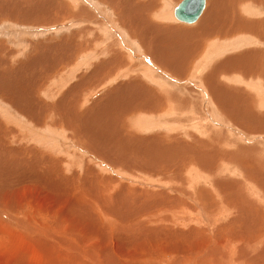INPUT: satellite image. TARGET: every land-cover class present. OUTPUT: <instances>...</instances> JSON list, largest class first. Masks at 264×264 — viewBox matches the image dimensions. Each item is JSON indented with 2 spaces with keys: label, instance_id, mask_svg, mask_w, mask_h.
Here are the masks:
<instances>
[{
  "label": "rangeland",
  "instance_id": "obj_1",
  "mask_svg": "<svg viewBox=\"0 0 264 264\" xmlns=\"http://www.w3.org/2000/svg\"><path fill=\"white\" fill-rule=\"evenodd\" d=\"M182 1L146 0L142 5L138 0H0V106L34 134L51 133L54 143L39 144L24 127L15 130L20 140L6 136V130L0 131V217L6 223L12 225L23 213L46 219V214L34 212L42 209L36 206L41 198H50L49 208L55 206L60 215H69L71 222L89 223L87 227L96 233L107 226L120 225L131 227L132 232L137 226L133 235L113 231L123 236L120 244L129 251H135L129 249L138 242H132L135 235L143 234L141 240L155 238L154 249L134 260L145 257L153 262L156 256L161 259L167 253H178L180 247L210 239V254H193L191 264H201L223 250L215 243L217 236L219 241L226 239L236 244L229 249L230 259L238 256L244 264H264V81L253 83L250 76H230L234 66L229 61L231 56L246 51L257 54L264 45L259 46L255 38L250 44L249 39L239 35L221 41L217 36L210 37L205 50H195L194 46L197 56L185 58L184 67L176 38H168L165 31L157 28L159 24L191 29L199 23L206 10L195 24L167 20L165 14ZM261 1L255 0L256 13L264 11V0ZM208 2L219 7L214 0ZM221 2L226 6V20L235 21L231 15L238 6L236 1ZM147 3L155 4L157 9L145 10ZM159 11L165 13L161 20L155 14ZM263 11L255 18L264 26ZM241 13L242 22L248 20ZM221 24L215 26L217 33L224 29V22ZM141 29L144 35L135 37L133 32L139 34ZM258 31L263 39L264 27H258ZM158 35L164 37L160 39ZM232 39L234 47L229 46ZM217 42L228 44H220L216 47L219 53L212 54ZM145 57H150V64L145 63ZM205 59L197 77L193 69L198 60ZM215 70H219L216 84L211 87L204 74ZM242 81L245 84H239ZM228 91L235 100H229ZM230 105L235 109L231 110ZM0 122L8 123L1 115ZM72 124L75 130L70 129ZM39 152L49 155L53 162H39L40 158L34 156ZM33 188L37 190L33 192ZM25 189L22 199L18 193ZM109 198H114L112 204ZM197 203L205 207L202 211L207 216L199 214ZM133 208H138L136 214ZM182 210L189 214L188 218L172 217ZM81 217L85 222L79 221ZM104 217L112 222H106ZM37 219L34 221L38 225ZM13 225L14 230L20 227ZM158 237L167 242L165 250L157 242ZM17 248L21 252L25 249L20 244ZM182 263L189 264L187 260ZM172 264H180L179 259Z\"/></svg>",
  "mask_w": 264,
  "mask_h": 264
},
{
  "label": "bare ground",
  "instance_id": "obj_2",
  "mask_svg": "<svg viewBox=\"0 0 264 264\" xmlns=\"http://www.w3.org/2000/svg\"><path fill=\"white\" fill-rule=\"evenodd\" d=\"M146 1V0H145ZM145 1H142V0H138V2L142 5L143 2L145 3ZM151 1V0H150ZM167 1V0H166ZM219 7H217L216 5H213V6H210L211 4H209V2L207 3V0H205V8L203 10V12L205 11V13L203 14V16L201 17V19L199 20V23L196 24L193 28H182L180 29V26L179 27H176V26H162L161 25H157V28L162 30V31H165V33H167L169 36L168 38L173 36L174 38H176V41H177V46H178V50H179V57L182 59V62L184 63V67H185V58H194L195 56H197L196 54H194L193 52V48L195 46V50L196 49H200V50H205L206 49V43L208 41V39H210V37H216L218 39H220V41L222 39H226V38H229V37H232V36H236V35H239L237 36L238 38H246V39H249V43L252 44L254 38L256 39V42L259 43V46L261 45H264V37L263 39L260 38L261 34L259 33L258 31V27H264L263 26V23L262 25L260 24H257L256 20L258 18H255L256 16L255 15H261V13H256L257 11L255 10L256 9V6H254V3H255V0H235L236 3L238 4V6H236V9L235 11L232 13V17L234 18L235 21H232V22H228L226 20V18L228 17L227 15V12H226V6L223 5V3L221 2V0H214ZM261 1V0H259ZM221 2V3H220ZM248 2L249 4L248 5H245L244 9L241 8V6H243L244 3ZM262 2V1H261ZM64 3V2H63ZM167 3V2H166ZM220 3V4H219ZM148 4V3H147ZM171 6V5H170ZM208 6V8H207ZM264 6V5H263ZM114 7V6H113ZM148 7L151 9V10H156L155 9V4L154 5H149L148 6H144V9L145 10H149ZM168 7V5H167ZM255 7V8H254ZM259 9V8H258ZM89 13L90 12V9L88 10ZM243 12V15L248 19L246 20L245 19V22H242V13ZM155 13V12H154ZM167 13V12H166ZM264 13V11H263ZM155 14H158L159 16V19L162 18V17H165L163 14H165L164 12L161 13L159 11V13H155ZM201 14V15H202ZM91 15V14H90ZM146 16V14H143ZM166 15V18H168L167 20H170V18H173L174 22H177L178 20L176 19V17L174 18V9L173 11L170 13H167L165 14ZM259 15V16H260ZM94 16V15H93ZM157 16V17H158ZM230 16V18H231ZM263 16V15H262ZM261 16V17H262ZM199 17V18H200ZM250 17H253L254 19H249ZM165 18V19H166ZM198 18V19H199ZM161 20V19H160ZM164 20V19H163ZM89 21H92V20H89ZM110 22V21H109ZM222 22H224V29H222V32H218V29L216 30L215 26H217V24L219 25V23L221 24ZM262 22V20H261ZM98 23V22H97ZM146 23V22H145ZM181 23V22H180ZM184 23V22H183ZM96 24V23H95ZM148 24V23H147ZM193 24V23H192ZM195 24V23H194ZM105 25V24H104ZM118 25V24H117ZM222 25V24H221ZM134 27L136 29H138L137 26L134 25ZM134 27H130L132 30L134 29ZM219 27V26H218ZM222 27V26H220ZM153 29V28H151ZM180 29V30H179ZM142 30V29H141ZM155 30V29H153ZM220 30V29H219ZM122 31V30H121ZM143 32L137 34L135 32L134 33V36L137 37V38H140L144 35V30H142ZM240 31V34H237L238 32ZM242 32V33H241ZM147 33V31H146ZM159 33V32H157ZM164 33V35H165ZM87 34V33H86ZM83 35V34H82ZM162 35V34H161ZM163 35V37H164ZM85 36V35H84ZM119 36V35H118ZM129 36V35H127ZM132 36V34H131ZM157 37V35H155ZM159 37V35H158ZM163 37H159L160 39L163 38ZM88 38V37H87ZM110 38V37H109ZM113 38V37H112ZM124 38V37H123ZM167 39V38H165ZM113 40V39H112ZM125 40V39H124ZM105 41V40H104ZM120 41V40H119ZM131 41V40H130ZM212 41V40H210ZM232 41V44H229V46L233 45L234 47V39L232 40H229L228 42L230 43ZM117 41L115 40V43ZM172 42V41H171ZM179 42V43H178ZM240 42V41H239ZM245 42V41H244ZM243 42V43H244ZM114 43V42H113ZM170 44V42H168ZM224 43V42H223ZM223 43H219L217 42V44H214L212 47V54L215 53L216 51V47L223 45ZM248 43V44H249ZM255 43V42H254ZM257 43V44H258ZM108 44V43H107ZM228 43H224V46H226ZM238 44V43H237ZM236 44V45H237ZM247 44V45H248ZM102 45V44H101ZM104 45V43H103ZM127 45V44H126ZM166 45V44H165ZM107 46V45H105ZM186 46H189L188 48ZM208 46V45H207ZM73 47V46H72ZM109 47V46H108ZM113 47V46H112ZM190 47L192 49V51L190 50ZM211 47V46H210ZM228 47V46H227ZM243 47V46H242ZM105 48V47H104ZM111 48V47H110ZM230 48V47H229ZM108 49V48H107ZM159 49V47H158ZM218 49V48H217ZM117 51H119L118 49H116ZM148 50V49H147ZM182 50V53H180ZM220 50V49H219ZM219 50H217L216 52H218ZM228 50V49H227ZM226 50V51H227ZM160 51V50H159ZM167 51V50H166ZM221 52V51H220ZM120 53V52H119ZM151 53V52H150ZM159 53V52H158ZM161 53V52H160ZM178 53V52H177ZM219 53V52H218ZM182 54V55H181ZM231 54V53H230ZM262 54L264 55V50L261 49L260 52H258L257 54H254V51H246L244 53H241V54H238V55H233L229 58V61H230V64L233 65L234 67L232 69L235 70V72L233 73H230V76L232 75H236V78L238 77H242L244 78L245 76H251L254 80L253 83H255V80H259L261 79L260 81H264V73L260 74V69L261 67L264 68V56H262ZM153 56V54H151ZM164 55V54H163ZM177 55V54H175ZM174 55V56H175ZM181 55V56H180ZM191 55V57H190ZM203 55V54H202ZM207 55V56H206ZM205 58L207 59L208 61V53L206 54ZM249 55V56H248ZM194 56V57H193ZM112 57V56H110ZM165 57V56H164ZM167 55H166V59H167ZM238 57V58H237ZM154 58V57H153ZM162 58V57H160ZM179 58L180 62H181V59ZM202 58V57H201ZM200 58V59H201ZM204 58V57H203ZM215 58V56H214ZM113 59V58H112ZM164 59V58H163ZM165 59V61H166ZM170 59V58H169ZM206 59L204 61H199L197 62V65L194 67L193 69V74H195L197 77H198V74L199 72L201 71L202 67H204V63L206 61ZM210 59V58H209ZM117 60V58H116ZM203 60V59H202ZM66 61V60H65ZM115 61V60H114ZM168 61V60H167ZM166 61V62H167ZM177 61V60H176ZM174 62V61H173ZM188 62V61H187ZM190 62V61H189ZM179 63V62H178ZM209 63V62H208ZM170 64V63H169ZM82 65V64H81ZM168 65V64H167ZM173 65V64H172ZM175 65V64H174ZM182 65V64H181ZM190 65V64H189ZM229 66V64H228ZM148 67V66H146ZM183 67V66H182ZM190 67V66H189ZM74 68V67H73ZM168 68V66H167ZM180 68V66H179ZM76 69V68H75ZM99 69V68H98ZM171 69V67H170ZM227 69V67H226ZM166 70V69H165ZM229 70V69H228ZM103 71V70H102ZM129 70H127L128 72ZM132 71V70H131ZM130 71V72H131ZM134 71V70H133ZM137 71V70H136ZM175 71V70H174ZM203 71V70H202ZM201 71V72H202ZM219 71V70H218ZM218 71L215 70V71H212L211 73H208L207 71L202 74H204V78L208 84L212 87L214 84H216V79H215V76L218 74ZM230 71V70H229ZM229 71L227 73H229ZM101 72V71H100ZM126 72V73H127ZM135 72V71H134ZM147 72V71H146ZM200 72V73H201ZM132 73V72H131ZM148 73V72H147ZM188 73V72H187ZM258 73V74H257ZM96 74V73H95ZM94 74V75H95ZM189 74V73H188ZM97 75V74H96ZM100 75V74H99ZM126 75V74H124ZM98 76V75H97ZM118 76V73L116 75V77ZM138 76V75H137ZM224 76V75H223ZM88 77V76H87ZM95 77V76H94ZM110 77V76H109ZM127 77V76H126ZM130 77V76H129ZM201 77V75H200ZM233 77V76H232ZM235 77V76H234ZM98 78V77H97ZM235 78V79H236ZM251 78V79H252ZM257 78V79H256ZM193 79V78H192ZM198 79H201V78H198ZM222 79V78H221ZM240 79V78H239ZM106 80V79H105ZM215 80V81H214ZM98 81V80H97ZM199 81V80H198ZM214 81V82H213ZM10 83V82H9ZM87 83V82H86ZM133 83V82H132ZM223 83V82H222ZM5 84V83H4ZM15 84V83H14ZM94 84V83H93ZM188 84V83H187ZM207 84V83H206ZM7 85V84H6ZM203 85V84H202ZM256 85V84H255ZM253 85V86H255ZM94 86V85H93ZM257 88V87H256ZM255 88V89H256ZM187 89V88H186ZM189 90V89H188ZM187 90V91H188ZM196 90V89H195ZM257 90V89H256ZM1 91V90H0ZM194 90H191L192 93ZM259 91V89L257 90V92ZM25 92V91H24ZM190 92V91H189ZM239 92V91H237ZM198 93V91H197ZM228 93L230 94V99L229 100H235V96L231 95V93L228 91ZM2 94V93H1ZM4 95V94H3ZM109 95V94H108ZM199 95V94H198ZM204 95V94H203ZM19 96V95H18ZM162 96V95H161ZM258 96L259 95V92H258ZM163 97V96H162ZM13 98V97H12ZM19 98V97H18ZM164 98V97H163ZM240 98V97H239ZM254 98V97H253ZM256 98V97H255ZM16 99V98H15ZM189 99V98H188ZM209 99V98H208ZM252 99V98H251ZM7 100V99H6ZM50 100V99H49ZM100 100V99H99ZM137 100V98H136ZM183 100V99H182ZM8 101V100H7ZM72 101V100H71ZM98 101V100H97ZM240 102L241 99L239 100ZM255 101V100H254ZM5 102V101H4ZM10 102H12L10 100ZM9 102V103H10ZM230 102V101H229ZM15 103V101H14ZM187 103V102H186ZM200 103V102H199ZM232 103V102H231ZM230 103V104H231ZM235 103V102H234ZM238 103V102H237ZM249 103V101L247 102ZM102 104V103H101ZM115 104V103H114ZM134 104V103H133ZM159 104V103H157ZM243 104V103H242ZM252 104V102H251ZM145 105V104H144ZM155 105V104H154ZM241 105V104H240ZM99 106V105H98ZM132 106V105H131ZM239 106V105H238ZM264 106V105H263ZM21 107V106H20ZM24 107V106H23ZM96 107V106H95ZM94 107V108H95ZM227 108V105L225 106ZM229 107V106H228ZM230 109L231 110H234L235 107L233 108L231 105H230ZM240 107V106H239ZM48 108V107H47ZM157 108V107H156ZM233 108V109H232ZM237 108V107H236ZM19 109V108H18ZM22 109V108H21ZM25 109V108H24ZM46 109V108H45ZM50 109V108H49ZM84 109V108H83ZM127 109H130V108H127ZM228 109V108H227ZM47 110V109H46ZM52 110V109H51ZM8 110H5L4 108H2L0 106V115L3 116V119L6 120V122H8L6 125H4L2 122H0V131L3 129L6 130L7 132V135L8 136L10 134L14 136V140H18L19 136L18 137V132H16V128H21V127H24L25 130H28L31 134V137H34V139L41 145H46V146H53L54 143H52V139L50 138L51 136V133H36L34 134L33 132H31V130H29L30 128L29 127H25L24 126V123H22V121H19L17 120V117L15 116H12V115H9V113L7 112ZM23 111V110H22ZM48 111V110H47ZM46 111V112H47ZM229 111V110H228ZM227 110L225 112H228ZM25 113V112H24ZM149 113V112H148ZM51 114V113H50ZM75 115V114H74ZM7 116V117H6ZM69 116V115H68ZM53 117V115H52ZM63 117V115H62ZM67 117V116H66ZM71 118V117H70ZM227 118V117H226ZM39 119V118H38ZM51 119V118H50ZM80 119V118H79ZM78 119V120H79ZM41 120V119H39ZM69 120V119H68ZM82 120V119H81ZM61 121V120H60ZM70 121V120H69ZM122 121V120H121ZM125 121V120H124ZM36 122V121H35ZM39 122L41 121H38V124ZM55 122V121H54ZM73 122V121H72ZM84 122V121H83ZM210 122V121H209ZM53 123V122H51ZM68 123V122H67ZM78 123V122H77ZM82 123V122H80ZM36 124V123H35ZM37 124V125H38ZM76 124V122H75ZM83 124V123H82ZM128 124V123H127ZM23 125V126H21ZM81 125V124H79ZM133 125V124H132ZM39 126V125H38ZM37 126V127H38ZM55 126V125H54ZM72 126V128H71ZM70 126V129H74V125L72 124ZM76 126V125H75ZM8 127V129H6ZM124 129V128H123ZM24 130V131H25ZM75 130V129H74ZM23 131V132H24ZM90 131V130H89ZM87 131V132H89ZM22 132V130H21ZM36 132V130H35ZM83 133V128H82V131ZM25 133V132H24ZM92 132H90V135H91ZM34 135V136H33ZM82 136V135H81ZM23 137V136H22ZM80 137V136H79ZM2 138V137H1ZM158 138V137H157ZM22 139V138H21ZM20 140V139H19ZM158 140V139H157ZM2 141V139H1ZM33 141V140H32ZM159 141V140H158ZM17 143V141H16ZM5 145V144H4ZM53 149V148H52ZM242 149V148H241ZM49 150V149H48ZM54 151V150H53ZM95 152V151H93ZM40 153V152H39ZM36 154L34 153V156L35 158L39 157L41 161L39 162H46V165H50V162H53L51 161V158L49 155L47 154ZM96 153V152H95ZM101 154V153H100ZM236 154V153H235ZM6 158V157H4ZM34 158V157H33ZM38 158V159H39ZM113 159V158H112ZM3 160V159H2ZM37 160V159H36ZM111 161V160H110ZM1 163H3V161H1ZM128 163V162H127ZM41 165V164H40ZM116 165V163H115ZM123 165V164H122ZM132 165V164H131ZM125 166V165H124ZM130 166V165H128ZM134 166V165H133ZM127 167V166H126ZM133 168V167H132ZM30 170V169H29ZM131 170V169H130ZM217 170V169H216ZM46 172V171H45ZM49 172V171H48ZM46 174V173H45ZM44 175V174H42ZM52 175V174H51ZM33 176V175H32ZM6 177V176H5ZM109 181V180H108ZM151 182V181H150ZM166 182V181H165ZM25 183V182H24ZM118 185V184H117ZM245 185V184H244ZM52 188V187H51ZM54 189V188H53ZM109 189V188H108ZM33 192L37 189L33 188L31 189ZM85 191H87L85 188L83 189ZM26 191L23 190L22 193H18L19 197H21L23 199V193ZM20 192V191H19ZM29 193V192H28ZM39 193V192H38ZM38 195V194H37ZM110 195V194H109ZM27 196V194L25 195ZM40 196V194H39ZM92 196V195H91ZM113 196V195H112ZM111 196V197H112ZM45 197V196H44ZM79 197V196H78ZM49 198V197H47ZM232 198V197H231ZM21 199V200H22ZM42 199V198H41ZM39 200L40 203H38L36 206L37 208H42V209H37L35 210L34 214H37L40 215H45L46 214V219L44 218H41V219H37V215H34L33 217L35 219H37L39 221V224H35V221H34V218H32L31 215L29 214H25L23 213L22 217H18L14 221H12V219H10L12 221V225L9 224V223H6V219L4 220L3 218L0 217V264H172L175 260L179 259V262L180 264H183L182 262L187 260L189 262V264H191L192 260H193V254L196 252V251H199L200 253H204L205 252V255L208 251L212 250L210 249V239L209 240H205L204 242L202 243H199L197 245H194L192 247H188V246H184V247H180L177 249L178 253L176 254H173V253H167L165 255H163L161 257V259L156 256V258L154 259H157L156 261H153V262H148V259L145 258V257H139L137 260H134L138 255L140 254H143V253H148L150 251H152L154 249V246L152 244V240L154 239H150V240H141L140 238L143 237L144 235L143 234H137L135 235V238L132 239V242H137L135 246L133 247H129L130 250H135V251H129L127 250L124 246H122L120 244V238H123L122 237H118L120 236L119 234H116V233H113V231L115 232H120V230L126 234L125 231H128V234L129 233H132L134 230H135V227L137 226H134V229L132 230V232H129V227L128 229L124 226L122 227L121 225L119 226V228H115V226H111V227H108V229H99V233H96L95 230H92L90 227H87L89 226L90 224L89 223H86L85 220H83V218L81 217L79 219V221H84L85 223H81V222H78V221H75V220H72V222L69 220L70 219V216L69 215H60L59 214V209H54L55 206H53V208H49V204L48 203H52V200L49 199H42V200ZM110 199V204L113 203L114 201V198H109ZM38 200V199H37ZM219 200V199H218ZM83 201V200H82ZM95 201V200H94ZM127 201V200H126ZM155 201V200H154ZM50 203V204H51ZM133 203V202H132ZM131 203V204H132ZM187 203V202H186ZM56 204V203H55ZM94 204V203H93ZM137 204V203H136ZM154 204V203H153ZM88 205V204H87ZM90 205V203H89ZM105 205V204H103ZM198 205V203H197ZM42 206V207H41ZM45 206L47 208H45ZM76 206V205H75ZM92 206V204H91ZM102 206V205H101ZM200 206H203V205H200ZM199 205L196 206L199 207V210L200 211V215L201 216H205L206 215V211H202L203 208L205 207H200ZM206 206V205H205ZM51 207V206H50ZM86 207V206H85ZM100 207V206H99ZM22 208V206H20V209ZM45 208V209H44ZM80 208V207H79ZM141 208V207H140ZM154 208L157 210V205H154ZM168 208V207H167ZM170 208V207H169ZM209 208V207H208ZM90 209V208H89ZM88 209V211H89ZM95 209V208H93ZM98 209V208H97ZM116 209V207H115ZM132 209V208H130ZM129 209V210H130ZM134 209V214H136V210L138 209ZM172 209V208H171ZM178 208H176L177 210ZM192 209V208H191ZM190 209V211H191ZM18 210V208H17ZM103 210V209H101ZM120 210V209H119ZM118 210V211H119ZM142 210V209H141ZM139 210V211H141ZM146 210V209H145ZM150 210V209H149ZM154 209H152L153 211ZM166 210V209H165ZM209 210V209H207ZM94 211V210H92ZM91 211V212H92ZM100 211V210H98ZM108 211V210H107ZM106 211V212H107ZM118 211H116V213H118ZM125 211V210H124ZM123 211V212H124ZM128 211V210H126ZM183 211L185 210H182L181 212L179 211V213H174L175 215H173L172 217H178V219L182 216V215H186L184 216V218H186L189 214H186L184 213ZM95 212V211H94ZM131 214L133 213L132 210L129 211ZM147 213V210L145 211ZM155 212V210H154ZM173 212V211H172ZM174 212H176L174 210ZM214 212V211H213ZM15 212H13L14 214ZM52 213V214H50ZM103 213V212H102ZM122 213V212H120ZM141 213V212H140ZM161 213V212H160ZM170 213L169 211H164V214H168ZM21 214V213H20ZM79 214V213H78ZM77 214V216H78ZM95 214V213H94ZM105 214V213H104ZM172 214V213H171ZM192 214V212L190 213ZM210 215H208V222L211 224V219H212V215L211 213H209ZM19 215V214H18ZM80 215V214H79ZM127 217L129 216L128 214H126ZM140 215V214H139ZM157 215V214H156ZM170 214H168L167 216H169ZM76 216V215H75ZM82 216V215H81ZM96 216V215H95ZM108 216V215H107ZM117 216V215H116ZM120 216V215H119ZM122 216V215H121ZM124 216V215H123ZM136 216V215H135ZM159 216V215H158ZM207 216V215H206ZM11 217V216H10ZM44 217V216H43ZM60 218L59 220H57V218ZM111 217V216H110ZM139 217V216H138ZM162 217V216H161ZM166 217V216H165ZM164 217V218H165ZM12 218V217H11ZM88 218V217H87ZM86 218V220H87ZM97 218V217H96ZM129 218V217H128ZM147 218V216H146ZM170 218V217H169ZM188 218V217H187ZM199 218V217H197ZM206 218V217H205ZM206 218V219H207ZM214 218V217H213ZM222 218V217H221ZM224 218V217H223ZM115 219V218H114ZM127 219V218H126ZM135 219V218H133ZM144 219V218H143ZM159 219V218H158ZM176 219V218H175ZM196 219V218H195ZM215 219V218H214ZM99 220V219H98ZM104 220L106 222H108L110 220V222H112L111 219L109 218H106L104 217ZM116 220V219H115ZM115 220H114V223H115ZM119 220H122L119 219ZM130 220H132V217L130 216ZM137 220V219H135ZM134 220V221H135ZM183 220V218L181 219ZM199 220V219H197ZM88 221V220H87ZM93 221V220H92ZM133 221V220H132ZM139 221V220H138ZM141 221V220H140ZM149 221V220H147ZM166 221V220H165ZM164 221V222H165ZM176 221V220H175ZM180 221V220H179ZM37 222V221H36ZM89 222V221H88ZM96 222V221H95ZM101 222V221H100ZM124 222V221H123ZM130 222V221H129ZM158 222V221H157ZM196 222V221H195ZM199 222H202V220ZM207 222V221H206ZM13 223L15 225H20V229H16L14 230L13 228ZM28 223V224H26ZM92 223V222H91ZM120 223V222H119ZM118 223V224H119ZM126 223V222H125ZM128 223V222H127ZM135 223V222H134ZM141 223V222H140ZM143 223V222H142ZM146 223V222H145ZM148 223V222H147ZM161 223V221H160ZM158 222V225L160 224ZM175 223V222H173ZM123 224V223H122ZM166 224V222H165ZM168 224V223H167ZM170 224V223H169ZM111 225V223H110ZM173 225V224H172ZM172 225H170L172 227ZM117 226V225H116ZM127 226V224H126ZM16 227V226H15ZM23 227V228H22ZM141 227V226H140ZM176 227L177 229H180L179 227L180 226H174ZM84 230H83V229ZM138 228V227H137ZM136 228V229H137ZM169 228V227H168ZM22 229V230H21ZM139 229V228H138ZM137 229V230H138ZM144 229V228H143ZM208 229V228H207ZM214 228H210V231H212ZM149 230V229H148ZM147 230V231H148ZM161 230V228H160ZM165 230V229H162V231ZM183 230V229H182ZM18 231V232H16ZM131 231V229H130ZM136 231V230H135ZM140 231V230H139ZM152 231V230H151ZM209 231V230H208ZM216 231V230H215ZM136 233V232H135ZM135 233H132L131 235L135 234ZM143 233V232H142ZM149 233V231H148ZM212 233V232H211ZM147 234V233H146ZM153 234V233H152ZM187 234V233H186ZM118 235V236H117ZM130 236V235H129ZM150 236V235H149ZM229 236V235H228ZM214 237V235H213ZM131 238V237H130ZM159 238V237H158ZM217 240V243L218 246L217 247H220L223 248V250L219 253L215 252V254H213L212 252V256L209 260H206L208 258H206L205 260H203L201 262V264H204V263H208V264H244V260L238 258H233V259H230L232 258V251H230L229 249L232 247L235 248V245L234 243H232V241H226V239H223L221 241H219L220 239H217V236L215 237ZM227 238V237H226ZM241 238V237H240ZM126 239V237H125ZM124 239V240H125ZM128 239V238H127ZM140 239V241H139ZM160 240L157 241L160 246H161V249L162 250H165V245L167 244L166 241H164L163 239L159 238ZM214 239V238H213ZM213 239L211 240V242L213 241ZM214 240V241H215ZM130 241V240H128ZM242 241V240H241ZM247 243V242H246ZM22 245L25 249L23 252H21L17 246L18 245ZM258 246V245H256ZM255 247V245H254ZM216 247H214L215 249ZM218 249V248H217ZM256 249V248H255ZM256 251V250H255ZM217 253V254H216ZM251 253V252H250ZM254 253V252H253ZM208 254H210L208 252ZM203 256V255H201ZM191 257V258H190ZM210 257V256H209ZM255 258V257H254ZM166 259H169V263ZM132 262H137V263H132Z\"/></svg>",
  "mask_w": 264,
  "mask_h": 264
},
{
  "label": "water",
  "instance_id": "obj_3",
  "mask_svg": "<svg viewBox=\"0 0 264 264\" xmlns=\"http://www.w3.org/2000/svg\"><path fill=\"white\" fill-rule=\"evenodd\" d=\"M205 8V0H183L174 10L176 19L192 24L201 16Z\"/></svg>",
  "mask_w": 264,
  "mask_h": 264
},
{
  "label": "crops",
  "instance_id": "obj_4",
  "mask_svg": "<svg viewBox=\"0 0 264 264\" xmlns=\"http://www.w3.org/2000/svg\"><path fill=\"white\" fill-rule=\"evenodd\" d=\"M207 3H208V0H207ZM208 8V7H207ZM144 60H145V63L146 64H150L151 63V59H150V57H145L144 58ZM147 60V61H146ZM233 71L232 72H230V73H233V72H235V70L234 69H232ZM260 71V70H259ZM247 76H245L243 79H247L246 78ZM251 77V76H250ZM239 84H245V82L244 81H242V83L241 82H239ZM243 90V89H242ZM227 94H229L228 92H227ZM230 95V94H229ZM230 99V98H229Z\"/></svg>",
  "mask_w": 264,
  "mask_h": 264
}]
</instances>
